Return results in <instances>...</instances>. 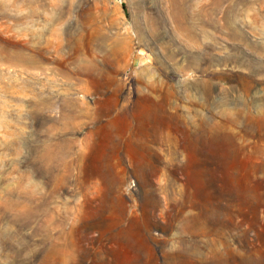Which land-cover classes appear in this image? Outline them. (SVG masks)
<instances>
[{"label": "rangeland", "instance_id": "1", "mask_svg": "<svg viewBox=\"0 0 264 264\" xmlns=\"http://www.w3.org/2000/svg\"><path fill=\"white\" fill-rule=\"evenodd\" d=\"M0 264H264V0H0Z\"/></svg>", "mask_w": 264, "mask_h": 264}]
</instances>
